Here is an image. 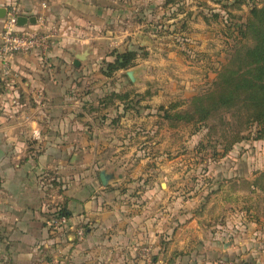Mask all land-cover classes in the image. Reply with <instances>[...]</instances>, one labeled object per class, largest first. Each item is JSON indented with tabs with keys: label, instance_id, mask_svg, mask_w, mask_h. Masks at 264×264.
Returning a JSON list of instances; mask_svg holds the SVG:
<instances>
[{
	"label": "crops",
	"instance_id": "1",
	"mask_svg": "<svg viewBox=\"0 0 264 264\" xmlns=\"http://www.w3.org/2000/svg\"><path fill=\"white\" fill-rule=\"evenodd\" d=\"M137 3L0 0V9L15 4L20 17L36 20L22 28L53 35L47 49L12 58L14 89L0 94V264H138L139 245L166 237V214L151 201L141 207L135 193L123 202L113 184L121 179L104 187L100 174H111L103 128L111 109L131 104L136 86L129 70L104 72L119 54L137 51ZM120 93L128 97L111 100ZM144 193L165 202L154 187ZM63 207L73 228H85L83 239L50 227Z\"/></svg>",
	"mask_w": 264,
	"mask_h": 264
},
{
	"label": "rangeland",
	"instance_id": "2",
	"mask_svg": "<svg viewBox=\"0 0 264 264\" xmlns=\"http://www.w3.org/2000/svg\"><path fill=\"white\" fill-rule=\"evenodd\" d=\"M159 1L137 0L134 99L120 113L111 109L102 131L123 202L135 193L141 207L151 201L169 218L166 237L137 247L138 264H264L257 124L243 131L227 112L205 123L177 118L214 89L235 50L253 45L245 29L264 0ZM149 187L166 193L160 207V199H144Z\"/></svg>",
	"mask_w": 264,
	"mask_h": 264
},
{
	"label": "trees",
	"instance_id": "3",
	"mask_svg": "<svg viewBox=\"0 0 264 264\" xmlns=\"http://www.w3.org/2000/svg\"><path fill=\"white\" fill-rule=\"evenodd\" d=\"M252 14L254 18L246 25L245 35L252 38L253 45L235 50L229 63L219 72L214 89L194 98L187 111L178 112L176 116L179 120L205 123L212 116L216 118L227 112L243 131L257 124V138L264 139V9L253 10ZM137 58L138 53L134 51L119 54L104 73L111 76L116 71L129 70L134 67ZM117 96L112 95L111 100ZM127 97L128 94H125L120 98L124 100ZM55 214L70 218L65 207Z\"/></svg>",
	"mask_w": 264,
	"mask_h": 264
},
{
	"label": "built area",
	"instance_id": "4",
	"mask_svg": "<svg viewBox=\"0 0 264 264\" xmlns=\"http://www.w3.org/2000/svg\"><path fill=\"white\" fill-rule=\"evenodd\" d=\"M19 17L20 12L17 5H10L0 31V77L2 78L1 86L7 96H10L14 89L16 76L12 67V58L18 54L28 55L35 50L47 49L53 37L48 32H33L19 27ZM39 136V133L35 134L36 139H39ZM49 223L55 233H66L73 230L79 239H83L86 234L84 227L73 228L70 218L64 215H53Z\"/></svg>",
	"mask_w": 264,
	"mask_h": 264
},
{
	"label": "water",
	"instance_id": "5",
	"mask_svg": "<svg viewBox=\"0 0 264 264\" xmlns=\"http://www.w3.org/2000/svg\"><path fill=\"white\" fill-rule=\"evenodd\" d=\"M6 14H7V10L0 9V19H4ZM28 22L35 24L36 20L34 18L29 20L26 17H19L18 26L19 27H25L28 24ZM82 59H83V57L79 56L75 62V65L79 66ZM127 75L130 77L131 80L134 81V75H135L134 70L128 71ZM1 82H2V78L0 77V94H3L4 91H3V88L1 86ZM100 174H101V180H102L103 186L108 187L110 185V182H111L113 176L111 174H107V172L105 170L101 171Z\"/></svg>",
	"mask_w": 264,
	"mask_h": 264
}]
</instances>
